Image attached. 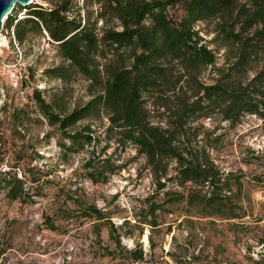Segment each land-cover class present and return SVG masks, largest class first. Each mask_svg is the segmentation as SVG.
Masks as SVG:
<instances>
[{"label": "trees", "instance_id": "1", "mask_svg": "<svg viewBox=\"0 0 264 264\" xmlns=\"http://www.w3.org/2000/svg\"><path fill=\"white\" fill-rule=\"evenodd\" d=\"M77 5L76 0H59L51 8L16 5L2 29L13 28L19 46L33 34L46 35L56 43L61 63L46 69L45 75L63 84L77 76L88 83L90 100L69 112L33 92L39 114L60 135L63 154L84 151L86 177L93 184H106L119 166L111 155L101 154L111 142L121 149L133 146L145 158L159 190L172 164L180 186L200 190L166 203L186 201L198 215L228 217L235 211L232 188L211 159L204 138H198V123L218 117L235 125L247 115L264 122V68L246 82L239 78L250 62L264 59V0H82V7ZM24 9L25 17L20 18ZM208 22H215V39L235 59L218 71L212 84L203 83L200 76L215 65L216 53L196 30L198 23ZM156 112L163 117L157 123ZM103 117L108 122L104 138L93 136L90 125H79ZM101 142L106 146L97 152ZM26 172L24 180L13 170L0 172V187L10 201L31 199L40 180L31 168ZM27 181L32 186H25ZM235 187L241 191V185ZM159 209L152 206L151 215ZM102 216L95 206H87L81 215ZM44 223L59 230L51 218ZM136 252L133 260H141L143 251Z\"/></svg>", "mask_w": 264, "mask_h": 264}, {"label": "rangeland", "instance_id": "2", "mask_svg": "<svg viewBox=\"0 0 264 264\" xmlns=\"http://www.w3.org/2000/svg\"><path fill=\"white\" fill-rule=\"evenodd\" d=\"M58 1L33 4L51 8ZM77 1L81 8L82 0ZM25 14L26 9L20 18ZM214 28L215 22L196 25L216 53L215 65L200 76L205 84L214 83L218 71L235 60L219 46ZM57 50L46 35L33 34L22 46L13 28L0 35V172L13 170L24 180L23 171L31 168L40 180L24 202L10 201L0 187V264H264V122L247 115L235 125L218 117L198 123V138H204L232 188L235 211L228 217L198 215L186 201L166 203L200 190L180 186L174 164L159 190L133 146L121 149L111 142L101 156L111 155L119 170L106 184H93L86 177L87 154H63L58 131L42 118L32 97L37 90L46 102L68 112L90 100L88 83L80 76L63 84L45 75L61 63ZM261 68L264 59L252 61L239 78L246 82ZM153 116L155 123L163 120L160 112ZM79 125H90L93 136L104 138L108 122L103 117ZM105 146L101 142L97 152ZM25 186L32 185L27 181ZM87 206H95L103 218L81 217ZM152 206H160L155 216ZM230 216L235 218L226 219ZM46 217L58 231L46 227ZM139 250L143 258L134 261L132 252Z\"/></svg>", "mask_w": 264, "mask_h": 264}, {"label": "water", "instance_id": "3", "mask_svg": "<svg viewBox=\"0 0 264 264\" xmlns=\"http://www.w3.org/2000/svg\"><path fill=\"white\" fill-rule=\"evenodd\" d=\"M35 0H0V33L3 29L4 21L11 14L16 5L27 7L33 4Z\"/></svg>", "mask_w": 264, "mask_h": 264}, {"label": "built area", "instance_id": "4", "mask_svg": "<svg viewBox=\"0 0 264 264\" xmlns=\"http://www.w3.org/2000/svg\"><path fill=\"white\" fill-rule=\"evenodd\" d=\"M2 32H3V31H2ZM2 32H1V33H2ZM1 33H0V35H1Z\"/></svg>", "mask_w": 264, "mask_h": 264}]
</instances>
